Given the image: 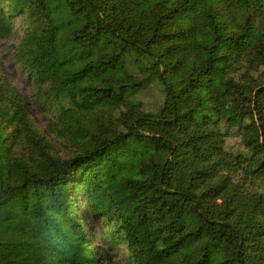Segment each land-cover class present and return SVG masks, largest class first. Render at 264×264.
Returning a JSON list of instances; mask_svg holds the SVG:
<instances>
[{
    "label": "trees",
    "instance_id": "trees-1",
    "mask_svg": "<svg viewBox=\"0 0 264 264\" xmlns=\"http://www.w3.org/2000/svg\"><path fill=\"white\" fill-rule=\"evenodd\" d=\"M0 40V264H264V0H0Z\"/></svg>",
    "mask_w": 264,
    "mask_h": 264
},
{
    "label": "rangeland",
    "instance_id": "rangeland-1",
    "mask_svg": "<svg viewBox=\"0 0 264 264\" xmlns=\"http://www.w3.org/2000/svg\"><path fill=\"white\" fill-rule=\"evenodd\" d=\"M32 18H30L26 14H22L14 19V30L15 36L12 39L13 41L17 42L18 39L22 38L28 30L32 28L31 25ZM3 45L4 43L0 40V57H3ZM76 210V217L83 221L85 216H89L86 213L88 209H85L84 205L78 206L75 208ZM86 214V215H85ZM105 217H102L100 220L92 219L87 220V225L91 226V234L93 235L92 238L96 241L97 245H101L102 240L101 237L103 234H108L107 223H111L108 220L104 221ZM116 253H114V259L117 260L120 264H125L126 260L128 259V252L123 244L120 242L115 243Z\"/></svg>",
    "mask_w": 264,
    "mask_h": 264
}]
</instances>
